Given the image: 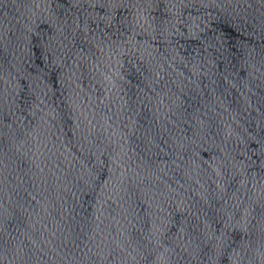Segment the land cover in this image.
Masks as SVG:
<instances>
[{"label":"water","instance_id":"1","mask_svg":"<svg viewBox=\"0 0 264 264\" xmlns=\"http://www.w3.org/2000/svg\"><path fill=\"white\" fill-rule=\"evenodd\" d=\"M0 264H264V0H0Z\"/></svg>","mask_w":264,"mask_h":264}]
</instances>
